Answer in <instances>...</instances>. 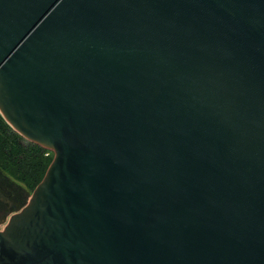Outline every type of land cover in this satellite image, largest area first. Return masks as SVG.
<instances>
[{"label": "water", "instance_id": "95a60500", "mask_svg": "<svg viewBox=\"0 0 264 264\" xmlns=\"http://www.w3.org/2000/svg\"><path fill=\"white\" fill-rule=\"evenodd\" d=\"M0 117V264H264V0H0Z\"/></svg>", "mask_w": 264, "mask_h": 264}, {"label": "trees", "instance_id": "16d2710c", "mask_svg": "<svg viewBox=\"0 0 264 264\" xmlns=\"http://www.w3.org/2000/svg\"><path fill=\"white\" fill-rule=\"evenodd\" d=\"M44 153L38 146L25 142L0 117V159L11 163L13 169L7 170L2 163L0 166L30 191L39 183L52 158Z\"/></svg>", "mask_w": 264, "mask_h": 264}, {"label": "flooded vegetation", "instance_id": "af4514ba", "mask_svg": "<svg viewBox=\"0 0 264 264\" xmlns=\"http://www.w3.org/2000/svg\"><path fill=\"white\" fill-rule=\"evenodd\" d=\"M12 165L11 163H8ZM29 189L0 168V231L8 218L20 211L27 203Z\"/></svg>", "mask_w": 264, "mask_h": 264}, {"label": "rangeland", "instance_id": "374dc122", "mask_svg": "<svg viewBox=\"0 0 264 264\" xmlns=\"http://www.w3.org/2000/svg\"><path fill=\"white\" fill-rule=\"evenodd\" d=\"M25 141V140H24ZM26 142V141H25ZM52 159V158H51ZM51 161V160H50ZM5 162H7V161H5L3 158H1L0 159V163H2V164H5V167L7 168V170H9V169H13V167H12V165H10V164H8V163H5ZM0 168L5 172V173H8L7 171H5L1 166H0ZM30 191V190H29ZM29 193H31V191L29 192Z\"/></svg>", "mask_w": 264, "mask_h": 264}, {"label": "built area", "instance_id": "2783aa9c", "mask_svg": "<svg viewBox=\"0 0 264 264\" xmlns=\"http://www.w3.org/2000/svg\"><path fill=\"white\" fill-rule=\"evenodd\" d=\"M49 154H50L49 152H45V153H44V156H47V155H49Z\"/></svg>", "mask_w": 264, "mask_h": 264}]
</instances>
